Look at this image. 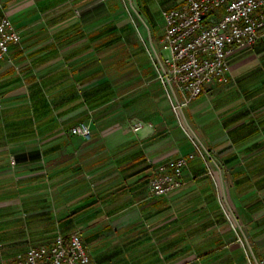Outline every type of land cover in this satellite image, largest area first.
Instances as JSON below:
<instances>
[{
    "label": "crops",
    "instance_id": "0c3cea01",
    "mask_svg": "<svg viewBox=\"0 0 264 264\" xmlns=\"http://www.w3.org/2000/svg\"><path fill=\"white\" fill-rule=\"evenodd\" d=\"M3 1L21 40L0 61V264L76 230L98 264H264V32L180 122L128 19L146 17L160 51L163 9L186 0ZM185 129L218 164L196 157L154 195V167L193 150Z\"/></svg>",
    "mask_w": 264,
    "mask_h": 264
},
{
    "label": "built area",
    "instance_id": "2783aa9c",
    "mask_svg": "<svg viewBox=\"0 0 264 264\" xmlns=\"http://www.w3.org/2000/svg\"><path fill=\"white\" fill-rule=\"evenodd\" d=\"M162 13L166 21L162 47L159 52L154 51L152 58L172 108L179 121L184 122L185 106L208 84L230 80L229 55L263 34L264 0H186L181 6L163 9ZM20 40L21 32L0 0V61L8 55L10 44ZM147 125L142 119L131 121V128L136 132ZM71 131L88 137L91 125L81 121ZM185 131L193 150L154 167L150 179L154 195L180 187L185 167L196 157L204 161L210 173L218 164L217 149ZM238 238L243 242L242 236ZM1 264L98 263L88 251L81 232L76 230L68 236L58 234L50 244L30 245L25 252Z\"/></svg>",
    "mask_w": 264,
    "mask_h": 264
},
{
    "label": "rangeland",
    "instance_id": "374dc122",
    "mask_svg": "<svg viewBox=\"0 0 264 264\" xmlns=\"http://www.w3.org/2000/svg\"><path fill=\"white\" fill-rule=\"evenodd\" d=\"M126 5H128L127 6V8L128 7H131V1L129 2V0H126ZM129 9H131L132 10V16H130L129 17V19H128V22H130V23H133V25L134 26H136V27H138L137 25H139V26H141L142 27V30L141 31H139V35L142 37V39H144V41H145V43H146V45H148L147 47L149 48V50H148V52H149V57H150V59H151V61H152V63H153V65H154V68H155V64H154V62H153V56H154V54H155V52L153 51V46H151L152 45V40H151V37H150V32H149V27H150V29L152 28L151 26H150V22H149V20H147V18L146 17H140V16H138L135 12V8L134 7H132V8H129ZM149 27H148V26ZM147 26V30L145 29V27ZM152 32V35L155 37V33H154V31H151ZM158 47V51H159V46L160 45H157ZM153 48V49H152ZM124 50L121 48V46H118V48H116L113 52H115V53H118V57L119 56H123V54H124V52H123ZM155 70H156V68H155ZM154 77H155V80H157V84L156 85H154V87L152 88L153 90H156V89H158V88H160L159 87V85H158V81H159V78L157 77V72L155 71V73H154ZM160 82V81H159ZM161 83V82H160ZM139 88H140V86H139ZM166 92V91H165ZM162 97H164V99L166 100V102L168 101V96H167V93H165L164 94V96L163 95H161V98ZM167 98V99H166ZM168 104V103H167ZM147 112L148 111H146V112H143L141 115H146L147 114ZM137 114H134V116H136ZM148 115V114H147ZM138 118H141V116L138 114ZM148 122H150V121H147L146 123H148ZM133 130V129H132ZM213 180L219 185V179H218V177H215L214 176V178H213ZM230 185L229 184H226L225 185V190H226V192H227V194H228V187H229Z\"/></svg>",
    "mask_w": 264,
    "mask_h": 264
}]
</instances>
